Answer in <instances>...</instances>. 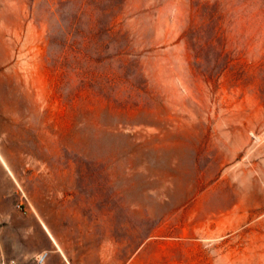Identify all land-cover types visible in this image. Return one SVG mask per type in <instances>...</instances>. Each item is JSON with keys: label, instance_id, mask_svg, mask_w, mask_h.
<instances>
[{"label": "rangeland", "instance_id": "obj_1", "mask_svg": "<svg viewBox=\"0 0 264 264\" xmlns=\"http://www.w3.org/2000/svg\"><path fill=\"white\" fill-rule=\"evenodd\" d=\"M0 155L28 232L264 264V0H0Z\"/></svg>", "mask_w": 264, "mask_h": 264}, {"label": "crops", "instance_id": "obj_2", "mask_svg": "<svg viewBox=\"0 0 264 264\" xmlns=\"http://www.w3.org/2000/svg\"><path fill=\"white\" fill-rule=\"evenodd\" d=\"M9 174L0 162V235L2 243L10 246L4 252L0 248V258L12 259L14 264H150L149 252H118L113 245L92 238L60 237L49 223L39 226L38 220L30 223L28 232V227L15 220L21 215L14 205Z\"/></svg>", "mask_w": 264, "mask_h": 264}, {"label": "built area", "instance_id": "obj_3", "mask_svg": "<svg viewBox=\"0 0 264 264\" xmlns=\"http://www.w3.org/2000/svg\"><path fill=\"white\" fill-rule=\"evenodd\" d=\"M43 254L41 255V257H40V260H42L43 259ZM15 262H14V260H12V259H6L5 257H1L0 258V264H14Z\"/></svg>", "mask_w": 264, "mask_h": 264}, {"label": "bare ground", "instance_id": "obj_4", "mask_svg": "<svg viewBox=\"0 0 264 264\" xmlns=\"http://www.w3.org/2000/svg\"><path fill=\"white\" fill-rule=\"evenodd\" d=\"M0 162L4 163L5 167L8 169L9 173L11 174V172H10V170H9V168H8V166H7V164H6V162L4 161V159L2 160L1 155H0Z\"/></svg>", "mask_w": 264, "mask_h": 264}]
</instances>
